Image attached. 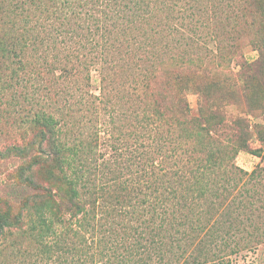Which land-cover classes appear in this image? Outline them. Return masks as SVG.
<instances>
[{"label":"trees","instance_id":"trees-1","mask_svg":"<svg viewBox=\"0 0 264 264\" xmlns=\"http://www.w3.org/2000/svg\"><path fill=\"white\" fill-rule=\"evenodd\" d=\"M196 1L0 0V114L29 123L33 139L12 149L23 155L37 142L33 163L39 157L54 165L60 181L37 183L30 171L28 183L38 193L18 213L0 209V238L26 220L25 232L54 264H200L209 256L196 250L209 237L253 227L248 215L263 212L264 203L262 182L250 180L264 167L249 174L236 165L235 155L249 149L243 136L249 125L220 116L224 106L206 88L221 75L232 81L217 62L219 52L234 55L245 40L264 39L244 19L237 36L228 30L226 45H205L200 28L219 18V7ZM96 67L100 95L80 100ZM112 90L136 106L139 165L135 174L123 166L135 179L114 170L98 176L88 164L97 152L78 136L68 140L85 111L75 106L98 110ZM191 93L198 97L195 110ZM157 116L181 146L161 166L149 164L145 152Z\"/></svg>","mask_w":264,"mask_h":264},{"label":"rangeland","instance_id":"rangeland-1","mask_svg":"<svg viewBox=\"0 0 264 264\" xmlns=\"http://www.w3.org/2000/svg\"><path fill=\"white\" fill-rule=\"evenodd\" d=\"M191 3L194 5V2ZM196 5L209 10L211 5L212 9L219 7V18L215 22L213 20L209 24H203L200 28L205 45H212L219 40L226 45L230 41L227 36L228 30L237 36V31L244 23V19H247L248 23L256 28L255 30L262 32L260 36L264 39V0L244 2L197 0ZM240 5L246 10L243 11ZM243 12L245 17L241 18L240 15ZM192 22H196L195 19ZM187 23H190V20ZM188 33L193 34L190 31ZM166 40L164 38L161 46ZM260 50L263 52L260 53ZM234 55L235 59H233ZM234 55L219 52L217 62L219 61L226 73L230 71L231 82L236 85V88L231 82L225 80L226 75H221L217 83L206 88V92L212 97L211 101L215 105L224 106L220 116L226 114V117L231 120L242 118L247 126L249 125L243 135L246 136L249 149L235 155L234 161L239 168L251 174L257 167H264V41L260 45H251L245 40ZM162 82L161 78L156 80V88L160 92H163ZM81 89L84 96L80 97V100L84 97L90 101L87 96L89 92L96 96L100 95L101 81L97 67L91 70L90 82L84 84ZM122 93L112 90L103 103L99 102L98 110L91 109L90 105L86 106L84 103L76 105V109H85V111L83 117L76 116V125L73 127L72 135L69 134L68 140L72 142L84 139V145L97 152L95 157L88 160V164L96 170L98 176L108 170H114L117 176L123 178L132 176L135 179L136 175L133 174L139 165L141 150L137 138V122L132 113L136 106L123 97ZM189 100L195 110L198 106L197 94L191 93ZM166 110L167 107H165V114ZM1 116L0 114V209L10 208L14 213H18L26 203L27 197L36 196L38 193V189L28 183L27 177L30 171L35 172L37 183L50 180L52 183L60 184V181L54 165L39 162L41 160L39 157L36 158L38 161L33 163L34 159L30 155H38L40 152L37 142L34 148H30L23 155L17 152V149H12L15 145L26 146L33 139L34 133L29 128V123ZM156 118L155 126L151 128V136L150 138L147 136L145 140L147 144L145 152L150 159L149 164L153 161V165L161 166V161L165 159L164 163L167 165V162H171V159H168V154H172L171 149L181 146L171 142L174 136L169 133L170 126L165 124L159 127L160 117ZM229 132L227 130L223 135H228ZM76 136L78 138L73 140ZM125 165L130 166L133 174L123 169ZM257 181L262 182L257 188L262 193L259 203L263 204L264 170L256 179L251 178L250 183ZM248 185L252 186V184ZM248 216L253 227L239 232L236 236L232 234V237L220 232L218 237H209L207 241L201 243L196 253L201 255L207 253L209 259L200 264H264V211ZM26 228L25 220L21 228H13L0 238V264H54L55 261L44 258L41 246L25 232ZM222 235L224 238H221ZM236 241L239 242L237 245ZM233 249L237 251L233 252ZM191 251L192 249L189 250ZM194 252L192 251L191 254L193 255ZM223 255L226 257L224 258Z\"/></svg>","mask_w":264,"mask_h":264}]
</instances>
